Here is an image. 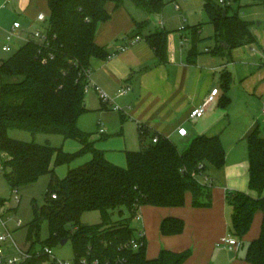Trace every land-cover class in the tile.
<instances>
[{
  "label": "trees",
  "instance_id": "obj_1",
  "mask_svg": "<svg viewBox=\"0 0 264 264\" xmlns=\"http://www.w3.org/2000/svg\"><path fill=\"white\" fill-rule=\"evenodd\" d=\"M46 1L50 9L46 45L41 47L30 40L0 62V162L8 169L5 178L12 190L21 191L50 176L44 205L39 207L35 199L31 202L34 218L28 227L26 244L30 250L54 248L68 238L77 264L82 259L90 263L99 260L101 264H184L188 252L162 250L157 258L148 259L146 238L139 249L128 247L136 237L133 221L146 205H185L187 192L193 193L194 206L203 205L200 197L213 184L207 174L208 166L221 168L226 161L221 139L199 136L180 152L171 140L159 136L157 143L151 141L139 151L127 152L126 168L110 162L78 122L88 112L85 85L91 62L94 58L110 56L105 47L95 42L98 25L111 18L108 2L119 7L126 0ZM131 1L150 13H161L167 4L165 0ZM205 10L216 34H223L231 49L253 41L249 24L237 13L231 14L227 8L209 1ZM167 36L166 31H158L146 37L159 62H167ZM11 130L61 135L79 140L83 148L77 154H70L63 147L49 143L11 138ZM145 135L141 129L142 142ZM87 151L93 152L92 160L81 167L69 168L66 177L60 180L55 167ZM249 160L250 187L259 196L227 194L233 208L231 232L242 239L255 215L261 212V233L250 243L245 258L250 264H264V137L258 130L249 137ZM54 194L56 199L52 198ZM5 203L0 198V205ZM124 209L129 217H123ZM92 211L100 212L102 222L82 224L83 214ZM116 211L121 218L114 221ZM44 222L48 223L49 235L42 240ZM184 227L183 220L167 218L161 232L178 235Z\"/></svg>",
  "mask_w": 264,
  "mask_h": 264
},
{
  "label": "crops",
  "instance_id": "obj_2",
  "mask_svg": "<svg viewBox=\"0 0 264 264\" xmlns=\"http://www.w3.org/2000/svg\"><path fill=\"white\" fill-rule=\"evenodd\" d=\"M127 1L119 7L108 2L111 18L99 24L95 36V42L110 53L107 59L94 58L91 62V82L111 99V103L106 104L100 99L102 109L114 107L126 124L137 128L139 138L141 129L144 130L146 135L144 142L140 139V150L154 136L168 138L180 152L188 149L199 136H218L226 151V161L221 168L212 165L207 168L213 184L200 197L203 205L194 206L193 193L187 192L185 205L181 207L146 205L140 208L135 220L139 222L137 233L143 232L147 241V258L155 259L162 250H168L188 252L184 264H250L245 256L250 243L261 233V212L255 215L249 232L241 239L242 247L238 252L219 247L217 243L221 237L232 235L233 208L227 194L241 192L259 196L250 187L249 137L256 130L264 137L261 113L264 103V17L257 22L249 16L245 20L244 16L242 19L249 24L253 41L231 49L224 35L216 34L209 17L213 28L204 33L203 26L172 24L164 20V10L150 13L133 1L128 5L132 14L120 9ZM176 9L181 12L179 5ZM40 13L49 19L46 0H0L1 48L16 22L21 27L19 35L11 41L12 50L18 41H22L16 51L30 41L33 31L46 28L48 22L37 20ZM131 31L136 34L130 36ZM158 31L168 33L167 62H159L146 40L148 35ZM136 36L142 40L121 51ZM184 38H187L186 42ZM206 39L209 42L200 45ZM222 42L228 47L221 45ZM216 88L219 91L203 116L191 119V111ZM122 89H127V93L120 94ZM90 92L99 96L93 89ZM85 102L88 110L93 108L89 99L85 98ZM117 106L119 110L115 109ZM183 127L188 131L185 137L178 133ZM167 218L183 220V232L164 235L161 226Z\"/></svg>",
  "mask_w": 264,
  "mask_h": 264
},
{
  "label": "rangeland",
  "instance_id": "obj_3",
  "mask_svg": "<svg viewBox=\"0 0 264 264\" xmlns=\"http://www.w3.org/2000/svg\"><path fill=\"white\" fill-rule=\"evenodd\" d=\"M165 1L167 4L164 8V20L167 19L172 24H184V26H203L204 33L211 32L213 28V26L208 21V16L205 10V3L208 1L218 5L221 8H227L231 14L237 13L241 18L245 16V20L247 18L246 16H249V18H255V20L258 22L261 21L262 17H264V0H225V4H220L219 0ZM129 3H132L131 0H128L125 4V7H120V9L131 13V9L128 6ZM177 5L180 6L181 12L176 9ZM184 18L187 20L186 22H184ZM135 34L136 31L130 32V36ZM188 36L191 37L189 32ZM208 42L209 39L202 40L200 45L205 46ZM21 44L22 41H18L17 46L11 52H3L0 44V60L7 59L12 56L16 52V48ZM85 98L86 100L89 99L91 101V106L93 108L89 109L88 112L84 113L80 117V129L90 136L91 141L96 144V148L104 152L110 161L114 162L120 167L126 168L127 152L138 151L141 148L137 128L135 126L126 124V121L123 120L120 112L115 111L114 107L108 106L107 109H102L100 97L96 94L92 92L86 93ZM101 128L105 129V133L100 132ZM9 135L11 138L21 141H35L40 144L49 143L54 147H63L64 151L70 154H77L83 148V144L79 140L65 139L61 135H32L29 132L20 130H11ZM93 156V152L87 151L74 157L69 163L55 167L58 178L60 180L64 179L69 168L81 167L86 162L92 160ZM7 171L8 169L0 171V198L6 201L8 207L14 209L10 210L9 213L6 212L3 219L5 223H7L12 229H16V223L19 220L23 222V227L17 231H14V238L19 244L23 246L26 241L28 227L34 218L31 202L33 199H35L39 207L44 205L48 184L50 182V176L42 177L37 183L22 189L20 191L21 203L18 205L15 203L13 190L5 178V173ZM203 182L206 183V179H203ZM123 217H129V213L126 209H124ZM120 218V213L116 211L113 215V220L116 221ZM81 222L84 225L100 224L102 222V216L99 211L87 212L83 214ZM133 225L136 227L137 234L139 230L138 220H134ZM48 235V223L44 222L42 225L41 239H46ZM246 246L247 243H245L244 248H246ZM53 249L58 259L70 262L74 261V251L71 242H68L64 246L60 244Z\"/></svg>",
  "mask_w": 264,
  "mask_h": 264
},
{
  "label": "built area",
  "instance_id": "obj_4",
  "mask_svg": "<svg viewBox=\"0 0 264 264\" xmlns=\"http://www.w3.org/2000/svg\"><path fill=\"white\" fill-rule=\"evenodd\" d=\"M220 3L223 4L224 1L220 0ZM37 20L41 23L48 22V26L46 28H38L35 31L32 32L30 36V40L36 41L41 47H44L46 43L49 41V35H48V27H49V19L44 13H40L37 17ZM21 24L19 22L14 23L13 30L9 33L7 36L6 44L3 46V51L5 52H11V41L14 37L18 36V30L20 29ZM142 40L140 36H136L135 38L131 39L128 44L123 46L121 48V51H125L128 49L129 46L139 42ZM187 41V38H184V42ZM91 89L95 90L101 99L103 103H111V99L109 95L104 92L99 86L92 83L90 80V73L87 75V82L85 85V93H88ZM219 89H213L211 94L196 108H194L190 113L191 119H197L203 116V114L206 111V108L211 103V101L214 99V96L218 93ZM127 93V89H122L120 91V94L124 95ZM116 110H119V107L117 106L115 108ZM261 113L264 116V103L261 109ZM101 133L105 132L104 128L100 129ZM178 133L180 136L185 137L188 133L186 128H180L178 130ZM159 140L158 136H154L152 139L153 143H157ZM4 171L5 167L3 163L0 162V171ZM207 179V178H206ZM209 180V179H207ZM206 180V181H207ZM13 196L16 204L21 203V194L19 189H13ZM53 199L57 198V195H52ZM14 208H10L5 203L4 205H0V264H28L30 261L36 262V264H77V262L74 260L73 262L60 260L57 258V256L54 253V249L45 246V247H39L34 250L29 249V245L26 244V241L24 245L22 246L17 242V240L14 238V231H17L23 227V222L19 220L16 223V229L10 228V226L5 223L4 221V215L6 212H10ZM10 219V218H9ZM145 243V235L143 232H139L136 234V237L131 240V242L128 244V247L137 250ZM217 246L223 247L229 251L232 252H238L242 247V240L233 236V235H226L220 238V240L217 243ZM80 264H101L99 260H95L94 262L90 263L87 261V259H82Z\"/></svg>",
  "mask_w": 264,
  "mask_h": 264
},
{
  "label": "water",
  "instance_id": "obj_5",
  "mask_svg": "<svg viewBox=\"0 0 264 264\" xmlns=\"http://www.w3.org/2000/svg\"><path fill=\"white\" fill-rule=\"evenodd\" d=\"M226 13H227V12H226V11H224V14H226ZM221 44H222V45H224V46H225V48H227V47H228L227 43H225V42H222ZM68 242H69V239H68V238H66V239H63V240L61 241V245H62V246H64V245H66ZM230 255H232V257H233V253H232V254H230Z\"/></svg>",
  "mask_w": 264,
  "mask_h": 264
}]
</instances>
